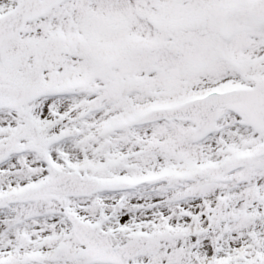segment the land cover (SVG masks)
<instances>
[{
	"label": "snow or ice",
	"instance_id": "1",
	"mask_svg": "<svg viewBox=\"0 0 264 264\" xmlns=\"http://www.w3.org/2000/svg\"><path fill=\"white\" fill-rule=\"evenodd\" d=\"M0 264H264V0H0Z\"/></svg>",
	"mask_w": 264,
	"mask_h": 264
}]
</instances>
